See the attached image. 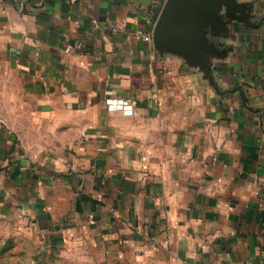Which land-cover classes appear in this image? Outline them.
<instances>
[{"label": "crops", "instance_id": "obj_1", "mask_svg": "<svg viewBox=\"0 0 264 264\" xmlns=\"http://www.w3.org/2000/svg\"><path fill=\"white\" fill-rule=\"evenodd\" d=\"M165 2L0 0V220L132 264H264V0L209 27L215 84L156 48Z\"/></svg>", "mask_w": 264, "mask_h": 264}, {"label": "rangeland", "instance_id": "obj_2", "mask_svg": "<svg viewBox=\"0 0 264 264\" xmlns=\"http://www.w3.org/2000/svg\"><path fill=\"white\" fill-rule=\"evenodd\" d=\"M114 246L77 228H36L19 219L0 220V264H132L116 258Z\"/></svg>", "mask_w": 264, "mask_h": 264}, {"label": "water", "instance_id": "obj_3", "mask_svg": "<svg viewBox=\"0 0 264 264\" xmlns=\"http://www.w3.org/2000/svg\"><path fill=\"white\" fill-rule=\"evenodd\" d=\"M245 17L237 0H166L153 31L154 44L161 52H176L191 63L200 64L206 76L215 84L211 52L217 51L207 34L217 35L219 13Z\"/></svg>", "mask_w": 264, "mask_h": 264}, {"label": "built area", "instance_id": "obj_4", "mask_svg": "<svg viewBox=\"0 0 264 264\" xmlns=\"http://www.w3.org/2000/svg\"><path fill=\"white\" fill-rule=\"evenodd\" d=\"M145 38L146 39H151V36L150 35H145Z\"/></svg>", "mask_w": 264, "mask_h": 264}]
</instances>
